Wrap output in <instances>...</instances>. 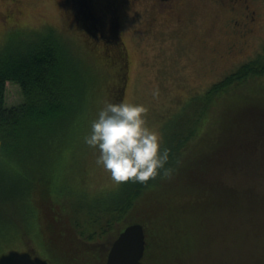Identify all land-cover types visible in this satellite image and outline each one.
I'll list each match as a JSON object with an SVG mask.
<instances>
[{
  "label": "trees",
  "instance_id": "obj_1",
  "mask_svg": "<svg viewBox=\"0 0 264 264\" xmlns=\"http://www.w3.org/2000/svg\"><path fill=\"white\" fill-rule=\"evenodd\" d=\"M87 27H91L89 21ZM46 28L39 35L35 33L38 30L30 29L25 32V41L18 44L17 50L0 54V179L8 173L7 178L2 179L6 181L5 188L0 182V206L10 208L17 205L27 228L36 221L38 226H33L39 231L45 225L41 236L46 242H53L51 238L56 237L59 226V240H63H57V246L53 248L59 261L65 264H105L112 241L131 222L140 223L145 236L147 227L153 231L152 244L147 245L146 236L145 245V254L149 249L151 258L176 250L181 247V242L173 235L178 234L176 232L183 234V229L177 231L171 226L179 220L173 207L185 202L187 208L188 199L196 198L195 195L199 198L201 194L207 196L201 200L209 199V203L217 202L220 212L227 214L228 229L234 239L238 240L244 220L248 226L245 230L262 224L264 96L247 95L251 89L246 90L245 84L264 75V45L255 56L212 83L204 94L188 98L171 117L173 121L163 125L162 149H170L169 161L165 165L172 169L170 178H163L161 173L145 184L132 183L114 205L102 204L95 197L96 193L85 198L73 191L75 202L71 207L62 208L51 192L45 196L41 187L53 180L57 171L54 164L62 158L60 154H64L65 147L81 134L89 111L88 102L98 92L96 86L102 84L99 94L107 102H121L125 55L113 31L104 38H89L86 45L80 46L69 34ZM94 39L102 45L99 46ZM89 43L98 46L92 48L95 45ZM97 53H100V65L113 70L109 79L93 67L89 57H97ZM108 53L113 55L115 63L108 60ZM7 81L20 87L22 100L18 104L7 105L5 102ZM237 111L242 114L235 116L231 125L226 117ZM198 113V120L192 123L193 114ZM239 135L242 137H237ZM185 148L188 149L184 151ZM42 180L45 184L41 185ZM145 189L151 190L150 195H146L148 198L143 195ZM167 189L171 196L161 195L159 199L151 196L154 191L160 193ZM67 191L71 194L72 190ZM42 195L57 203L59 209L49 206L50 210L41 215L36 203L42 200ZM141 209H145L142 214ZM64 213L69 223L61 217ZM5 217L0 208V237L7 239L13 228L16 232L18 227ZM93 221L101 223L100 236L105 230L106 240L93 242L91 235L86 239L80 236L83 230L90 232Z\"/></svg>",
  "mask_w": 264,
  "mask_h": 264
},
{
  "label": "rangeland",
  "instance_id": "obj_2",
  "mask_svg": "<svg viewBox=\"0 0 264 264\" xmlns=\"http://www.w3.org/2000/svg\"><path fill=\"white\" fill-rule=\"evenodd\" d=\"M178 1V5L170 2L161 3L159 9L151 0H0V54L17 50L18 44L25 41V32L28 33L30 29L38 30L35 33L39 35L44 33L46 27H52L56 31L69 34L72 41L80 46L86 45L85 41L89 38L93 39L96 36L104 38L113 31L119 45L123 46L125 55L121 102L143 105L147 109L145 118L148 126L163 136L161 129L166 123L173 121L171 117L180 110L188 98L204 94L212 83L255 56L264 45V0H248L250 8L255 10L258 24L254 25V32L248 37L243 52L225 63L217 57V52L223 51L229 37L222 29L223 23L230 16L229 11L217 6L212 0ZM175 13L177 16L185 17L183 23L178 24L175 21L173 17ZM88 17L90 19H87ZM88 21L91 27H87ZM18 32L21 35L16 36ZM18 37L22 39H17ZM94 41L100 43L96 39ZM212 45L217 52L211 50L209 46ZM96 46L98 45L92 48ZM98 55L100 53H97V57L96 55L89 57L94 64L93 67L109 79L113 70L104 64L101 66L99 62L101 57ZM106 57L115 63L111 53L106 54ZM245 85L246 90L251 89L249 93L246 92L247 95L264 96V75ZM101 86V83L96 86L97 95L88 102L89 111L81 134L74 137L71 145L65 147L64 154H60L61 160L54 164L57 171L53 180L46 185H42L45 181L41 182L43 194L51 192L52 198L56 199L62 208L71 207L72 202H75L72 195L74 192H79L85 198H91L96 193L95 197L99 202L114 205L124 191L135 183L133 181L116 183L110 172L97 165L98 149L90 148L84 142V138L90 134L92 122L107 102V99L99 94ZM21 100L20 87L14 82L7 81L6 104L15 105ZM241 114L237 111L230 117L228 115L226 120H230L233 125V118ZM198 115L199 113L193 114L192 123L195 119L198 120ZM228 127L230 128L229 124ZM7 174L0 179L4 188L6 181L2 179L5 180ZM22 181L23 178L20 179V183ZM70 189L71 194L67 193ZM150 191L145 189L144 197L150 195ZM161 195L171 196L168 189L160 193L154 191L151 194L154 199H159ZM45 196L38 204L36 203L41 215L50 210L49 206L55 210L59 209L57 203H52L47 197L44 198ZM195 197L192 200L188 199L187 208L185 202L176 203L177 206L173 207L179 220H175L171 226L177 231L183 229V234L176 232L178 234L173 235L181 242L179 244L181 247L161 256L156 254L153 258L149 256V249L145 254V248L143 254L145 256L141 258L142 264H264V215L260 214L262 224L254 225L249 230H245L248 226L244 220L237 240L234 236L231 237L227 214L220 212L217 202L214 199L213 203H209L211 202L209 199L201 200L207 197L202 194L200 198L197 195ZM93 202L95 200L90 203ZM0 208L18 227L16 232L13 228L9 233L10 238L0 237V264H65L59 261L56 257L57 251L53 249L56 248L58 241L63 240H59V226L55 231L57 239L51 238L53 242H46L41 236V231L46 229L45 225H42V230L39 231L34 227L38 226L36 221L27 228L17 205L14 204L10 208L1 205ZM144 210L141 209L140 213L142 214ZM61 215L64 221H69L67 214ZM100 225L101 223L93 221L89 226L90 232L83 230L82 227L83 234L80 236L86 239L91 235L93 242L106 240L105 230L100 236L102 233ZM146 236L147 245L150 246V242L151 244L153 242V231L149 227ZM163 239L165 240L166 236L163 235Z\"/></svg>",
  "mask_w": 264,
  "mask_h": 264
},
{
  "label": "clouds",
  "instance_id": "obj_3",
  "mask_svg": "<svg viewBox=\"0 0 264 264\" xmlns=\"http://www.w3.org/2000/svg\"><path fill=\"white\" fill-rule=\"evenodd\" d=\"M146 112L140 104L106 102L84 138L99 151L97 165L110 172L116 183L145 184L161 173L163 178L171 176L172 169L165 167L170 149H162L163 136L148 126Z\"/></svg>",
  "mask_w": 264,
  "mask_h": 264
},
{
  "label": "flooded vegetation",
  "instance_id": "obj_4",
  "mask_svg": "<svg viewBox=\"0 0 264 264\" xmlns=\"http://www.w3.org/2000/svg\"><path fill=\"white\" fill-rule=\"evenodd\" d=\"M160 9L161 3L170 2V4L178 5V0H151ZM217 6L227 9L230 16L227 21L223 23L222 29L223 33L229 35L227 43L223 46L222 52H217L214 45L209 46L211 50L218 53V58L223 61V63L235 59L237 54H241L244 47L247 45L246 41L248 37L254 32V25L258 24L255 16V10L250 8L248 0H212ZM183 1L180 2L182 4ZM169 12V11H168ZM175 21L178 24L184 22L185 17L177 16L175 13ZM170 15V13H169ZM206 44V43H204Z\"/></svg>",
  "mask_w": 264,
  "mask_h": 264
},
{
  "label": "water",
  "instance_id": "obj_5",
  "mask_svg": "<svg viewBox=\"0 0 264 264\" xmlns=\"http://www.w3.org/2000/svg\"><path fill=\"white\" fill-rule=\"evenodd\" d=\"M145 233L140 223L126 225L112 241L105 264H142Z\"/></svg>",
  "mask_w": 264,
  "mask_h": 264
}]
</instances>
